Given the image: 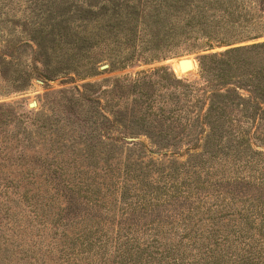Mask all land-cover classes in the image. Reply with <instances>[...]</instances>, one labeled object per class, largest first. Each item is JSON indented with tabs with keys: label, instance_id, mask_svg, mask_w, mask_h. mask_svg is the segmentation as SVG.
Wrapping results in <instances>:
<instances>
[{
	"label": "rangeland",
	"instance_id": "1",
	"mask_svg": "<svg viewBox=\"0 0 264 264\" xmlns=\"http://www.w3.org/2000/svg\"><path fill=\"white\" fill-rule=\"evenodd\" d=\"M260 43L264 0H0V264H145L142 249L154 236L185 254L171 264H189L199 243L204 251L220 236L264 235L260 111L252 104L232 114L208 112L206 135L198 122L203 106L219 100L211 92L229 89V80L203 73L201 65L213 63L205 58ZM262 52L237 54L238 62H252L230 76L252 84L241 74L264 66ZM182 58L191 70L181 74L175 62ZM142 100L150 116L145 107L133 115ZM208 135L238 137L222 142L237 159L231 164V155L222 156L229 162L223 176L244 179L236 189L221 183L241 191V197L226 194L235 204L215 207L201 170L197 196L177 207L170 201L158 218L121 216L132 196L121 201L112 194L99 211L85 206L82 194L70 202L74 191L61 185L87 180L96 188L109 161L117 163L113 168L144 165L152 178L161 170L181 183L204 149L196 141ZM61 166L59 177L54 170ZM189 208L188 222L187 215L164 219Z\"/></svg>",
	"mask_w": 264,
	"mask_h": 264
},
{
	"label": "trees",
	"instance_id": "2",
	"mask_svg": "<svg viewBox=\"0 0 264 264\" xmlns=\"http://www.w3.org/2000/svg\"><path fill=\"white\" fill-rule=\"evenodd\" d=\"M258 50H264V43L254 44L248 47H235L226 50L224 53H220L218 55L213 54L205 59L210 58L212 60V64L209 65L207 68H203L204 64L201 65V70H203L204 74L210 73L209 71L212 70L211 74L213 77L217 78L222 82L229 80L228 88H218L216 91L211 92V98L214 97L215 99H219L216 105L205 104L199 112L198 115V122L204 128L205 135L207 134V126L202 122L209 112H216L221 111L228 114L234 113L238 108L240 111H246L253 108L252 104H255L257 107L255 110L260 111L259 119L264 118V66L258 68L253 72H244L241 74L243 77L248 76L253 80V83H248L244 87L243 82L232 78L231 73L233 70L241 71L243 66H250L251 61H239L236 58L237 54L240 53H252ZM264 53V52H262ZM252 68V67H249ZM254 69V68H253ZM235 81L234 82H232ZM224 87V86H222ZM211 105V106H210ZM148 104L144 100L141 101L140 104L137 103L138 110L135 111L133 109V115H139L140 110L142 108H146L145 114L147 113L149 116L151 115L152 109L147 107ZM155 113V112H154ZM104 118H106L109 122L116 121L115 115H110V117L104 113ZM256 115V114H255ZM255 115L252 117L254 118ZM221 118L227 122L222 113ZM249 119H251L249 117ZM228 128V125L223 126L221 130L218 128L213 129V133L216 131H223ZM231 133V132H230ZM238 137L229 136L223 137L222 135L219 136H207V139L202 142V140L196 141V146L202 147L205 149L201 150V153H198L197 160L193 161L189 164L188 168L190 167V173L186 172V177L181 180V183L175 182V176L173 174H164V172L156 171L158 174L156 178L149 177V171L146 170L144 165H136L131 162H126L125 165L121 168H113L111 164H117L115 161L106 162L107 166L105 170L98 174L101 177V182L96 188H91L90 182L85 180L84 185L81 181L79 184L76 182L73 183L72 181L64 182L61 184L63 189L67 191H74L75 197H69V201L73 202L77 196L82 194V203L85 206L93 207L95 210H102L103 208L107 207L105 202H107L106 198L112 194H120L121 201L128 198L129 196L135 197L133 201H123V206L126 208L120 212L121 216L128 217L125 213L126 211H130L131 215H135V218L145 219L148 218H155L158 216L164 215L163 211L165 207L170 204L172 200H177L174 207L179 205L178 200H189L190 194L196 195L198 193L199 186L197 182L201 176L198 172L203 171L202 173L206 176L205 182H207L206 186L212 187V194L214 196V200H216V204L214 206L219 207L221 206H228V202L235 204L236 200L234 197L226 198V194H231L234 196H242L243 194L241 191L234 193L233 190L237 187H241L242 183H238V181H242L244 179L240 178H233L232 182L228 180H232V178H226L223 176L224 171L226 170V165L229 164L228 160H222V156L231 155L232 160L231 164H234L237 159L236 155H234L233 150L234 148L230 146H225L226 140L234 141ZM224 141V143H222ZM202 143H204L202 145ZM216 144L213 148L212 145ZM195 149H189L188 152H193ZM264 151V150H261ZM178 156L180 157V153ZM87 156V155H85ZM204 169V170H203ZM201 170V171H200ZM65 172V170L60 167H57L54 172H57L60 177V174ZM198 171V172H197ZM236 173V171H235ZM74 175L79 179L80 172ZM85 178H87L88 174L87 171L84 173ZM213 177L214 181H208V179ZM84 178V179H85ZM58 177L53 176L49 178L50 181L54 182V187L52 189H56V186H59L60 182L57 180ZM221 183L226 185L233 184L234 189L228 190V187H222ZM89 184V185H88ZM183 185H188V190L183 189ZM204 186V187H206ZM3 187H6L3 186ZM102 187V188H101ZM193 187V191L191 189ZM9 189L10 188H6ZM183 189V190H182ZM3 194V193H0ZM5 195V194H4ZM208 197V196H206ZM228 201V202H227ZM74 203V202H73ZM34 207V206H33ZM39 210H41L39 208ZM108 210V208H107ZM38 211V210H37ZM99 211V210H98ZM234 212V211H233ZM185 213V214H184ZM168 215L164 218L167 220H173L174 218H178L183 221L182 216L187 215V222L189 221L190 215V208L188 212H184V210L172 212L170 211L167 213ZM160 219L157 220L159 222ZM184 228L186 225L184 224ZM261 228V227H260ZM241 230V229H240ZM261 230V229H260ZM260 232V231H259ZM216 234V233H213ZM217 235V234H216ZM243 235V236H242ZM207 238V237H206ZM216 243L220 246H227V251L220 249L219 247L216 248L217 244L213 243V247H204V251H200V248L204 246L202 244L198 247L197 254L193 255V259L190 260L189 264H228L226 260H229V264H263L264 263V235H260L259 238L256 237H247L243 233L237 236H220L216 238ZM222 240L224 243H220ZM233 244V245H232ZM155 248L154 251H148L152 247ZM162 246L163 249L161 251L157 250L156 247ZM139 250L138 248H136ZM147 249V250H146ZM176 248H167L165 244H162L156 236L150 238V241L146 243L144 249V256H146V263L145 264H171L173 263H180L179 261H183L185 258L182 252H175ZM230 249V250H229ZM261 259L263 262H261Z\"/></svg>",
	"mask_w": 264,
	"mask_h": 264
},
{
	"label": "water",
	"instance_id": "3",
	"mask_svg": "<svg viewBox=\"0 0 264 264\" xmlns=\"http://www.w3.org/2000/svg\"><path fill=\"white\" fill-rule=\"evenodd\" d=\"M179 71L181 73H187L191 70V61L189 59L182 58L178 60ZM30 106H33L30 104Z\"/></svg>",
	"mask_w": 264,
	"mask_h": 264
},
{
	"label": "bare ground",
	"instance_id": "4",
	"mask_svg": "<svg viewBox=\"0 0 264 264\" xmlns=\"http://www.w3.org/2000/svg\"><path fill=\"white\" fill-rule=\"evenodd\" d=\"M190 60V59H189ZM193 68V67H192ZM175 69H176V71H177V73H181L180 71H179V66H178V61H176L175 62ZM190 71V70H189ZM182 74V73H181Z\"/></svg>",
	"mask_w": 264,
	"mask_h": 264
}]
</instances>
